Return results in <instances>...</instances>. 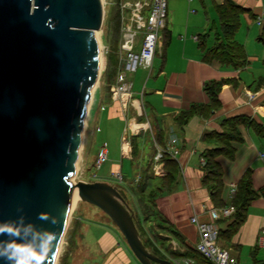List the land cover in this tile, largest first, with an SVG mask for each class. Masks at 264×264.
<instances>
[{
	"label": "crops",
	"instance_id": "crops-1",
	"mask_svg": "<svg viewBox=\"0 0 264 264\" xmlns=\"http://www.w3.org/2000/svg\"><path fill=\"white\" fill-rule=\"evenodd\" d=\"M224 1L166 0L165 23L159 32V45L150 71L136 69L128 74L131 93L124 110L109 93L115 77L109 85L101 80L96 92L94 90L88 133L81 146L82 157L78 158L87 168L92 167L90 157L94 160L99 146L105 143L109 174L119 171L122 175L124 160L139 159L135 141L141 134L149 135L143 129L146 121L157 145H165L170 138H176L179 153L174 160L177 170L170 190H163L153 204L146 207L143 204V200L148 203L146 194L137 191L138 177L131 183L122 175L121 185L127 205L141 223L143 245L151 254L171 264H211L194 251L198 234L190 218L197 216L200 221L207 222L208 208L230 206V188L237 186L245 174L249 175L254 199L235 232L227 233L234 212L217 222V244L237 264H264V247L256 244L264 227V157H261L264 136L251 127L240 125L242 142L232 143L233 158H217L222 170L220 207L212 202L201 184L200 154L209 148L201 141L205 134L220 132L222 121L235 117H244L264 129V85L256 84L264 74V21L257 24V18L264 13V0H228L242 10L234 39L243 47L247 63L239 69L220 66L210 60L207 53L220 34L217 7ZM117 19L119 30V10ZM250 48L262 51L254 54ZM136 74L138 80L134 84ZM211 80L223 81L217 95L220 107L208 117L188 114L191 105L208 103L202 87L204 82ZM137 104L145 118L137 115ZM123 141L131 147L128 157L120 155ZM150 150L152 155L153 143ZM109 176L108 182H112ZM139 176L143 179L141 173ZM149 176L145 182L150 189L165 176L164 165ZM75 215L80 218H74L79 220V229L71 242L73 251L66 264H87L85 260H90L89 264H139L113 224L98 220L93 210L84 209L81 215Z\"/></svg>",
	"mask_w": 264,
	"mask_h": 264
},
{
	"label": "water",
	"instance_id": "water-1",
	"mask_svg": "<svg viewBox=\"0 0 264 264\" xmlns=\"http://www.w3.org/2000/svg\"><path fill=\"white\" fill-rule=\"evenodd\" d=\"M103 20L100 0H0V222L27 227L37 246L40 228L54 233L43 262L54 264L76 193L110 219L139 264H171L145 248L115 187L73 181L101 74Z\"/></svg>",
	"mask_w": 264,
	"mask_h": 264
},
{
	"label": "trees",
	"instance_id": "trees-1",
	"mask_svg": "<svg viewBox=\"0 0 264 264\" xmlns=\"http://www.w3.org/2000/svg\"><path fill=\"white\" fill-rule=\"evenodd\" d=\"M219 25H220V34L219 37L215 40L213 47L207 50L210 60L216 61L220 66L231 67L233 69H239L246 65L247 59L243 47L237 43L234 39L235 33L239 27V17L242 13V10L231 4L228 0H225L221 5L217 7ZM117 16V14H116ZM118 18V16H117ZM118 24V21H117ZM118 25L116 26V43L118 41ZM110 40V38H109ZM114 46V54L116 56L117 44ZM204 42H202L203 44ZM201 44V46H202ZM110 49V45H108ZM111 63L107 60L105 68L102 72L101 79L106 81L109 85L112 83L116 75L117 59L116 57ZM223 84V81H207L203 83V91L208 98V103L206 105H191L187 111L190 115H199L202 117H208L213 114L219 107L220 103L218 101L217 95ZM257 85H264V74L257 80ZM244 125L245 127H251L255 130L258 135L264 136V129L252 121L244 117H235L232 119L224 120L221 123L220 132H210L205 134L201 141L208 145L209 148L204 150L200 154L202 159V177L201 184L209 193V196L212 202L216 206H221L220 194L222 190V170L220 165L217 163L218 157H225L231 160L234 156V148L232 143H241L242 137L238 131V126ZM154 141L156 138L153 134ZM148 139L152 144L150 135ZM157 144V142H156ZM160 146V145H158ZM161 145L160 147H164ZM155 151L148 159L146 165V170L143 169L145 173L143 179L138 175V187L137 191L140 193L146 194L147 202L143 200V204L146 207H150L153 204L154 198L159 195L163 190H170L175 177H176V164L174 159L163 156L162 164L164 165L165 176L161 178L156 185L149 189V186L145 182L148 179L149 173L151 174L152 170V159ZM148 187V188H147ZM119 194L124 196L123 189H116ZM254 199V193L250 190L249 175L245 174L238 185L236 186V191L231 199V205L234 208V220L227 229V233H233L236 231L237 227L245 218L246 208L249 203ZM222 207V206H221ZM135 224L139 233V236L142 241V229L141 223L134 216ZM144 244V243H143ZM195 251V250H194ZM196 252V251H195ZM201 257V256H200ZM202 258V257H201Z\"/></svg>",
	"mask_w": 264,
	"mask_h": 264
},
{
	"label": "built area",
	"instance_id": "built-area-1",
	"mask_svg": "<svg viewBox=\"0 0 264 264\" xmlns=\"http://www.w3.org/2000/svg\"><path fill=\"white\" fill-rule=\"evenodd\" d=\"M104 14L105 7L112 3L111 0H100ZM148 8V14L144 17V9ZM119 10V45L117 54V67L115 82L110 86L109 93L114 101L120 102L124 110L126 101L130 97L131 82L128 74L136 69L150 71L155 56L156 48L159 45V32L164 27L166 18V0H120ZM264 21V13L257 18V24ZM102 56L108 54L109 50L101 46ZM135 111L138 116L144 117L145 114L137 104ZM145 118V117H144ZM143 129L149 132L155 153L152 159V170L157 172L162 164L163 156L176 159L179 148L176 138H170L164 147H159L154 141L150 124L146 121ZM120 155L128 157L131 147L126 141L120 146ZM264 157V154L261 155ZM107 161L106 144L102 143L96 154L94 168L99 170ZM111 180L115 184H122V175L119 171H113ZM96 178V174L93 175ZM236 191V186L230 188V198L232 199ZM234 212L232 205L221 208H208L209 221L202 222L197 216L190 218V223L195 227L198 240L194 250L211 264H237L229 257L228 252L219 247L217 222L226 219ZM256 244L264 247V227L261 229ZM185 264H188L185 262Z\"/></svg>",
	"mask_w": 264,
	"mask_h": 264
},
{
	"label": "rangeland",
	"instance_id": "rangeland-1",
	"mask_svg": "<svg viewBox=\"0 0 264 264\" xmlns=\"http://www.w3.org/2000/svg\"><path fill=\"white\" fill-rule=\"evenodd\" d=\"M118 3H119V0H112V3L105 7L103 24H102L101 30L98 31L101 46H105L109 50L108 54L104 55L105 57L102 56V51H100V57L102 59L101 64H100L101 75H102V72L105 68L104 64H105V62H107L105 60H108L111 63H113L112 61L114 60V58L116 57V59H117V54H116V56L114 54V46H115L116 39H117L115 32H116V26L118 25L117 24V21H118V19H117ZM116 14H117V16H116ZM143 14H144V17H146V15L148 14V11H144ZM117 30H118V27H117ZM109 38H110V40H109ZM116 44H117V49H116V52H117L118 45H119V30H118V41ZM108 45H110V49H109ZM250 51H252V53L256 54V53L261 52L262 49L260 48L258 50H256V49L253 50L250 48ZM138 70L141 71V69H138ZM146 75H147V72H145V76ZM101 78L102 77H100L98 79V82H97L95 89H94L95 92L97 89L96 87H98L99 83L102 80ZM137 80H138V75L136 74V77L134 78L133 83L134 84L137 83ZM95 108H97V105ZM87 133H88V130L85 131L84 137L87 136ZM82 144H83V142H82ZM135 146H136V151L140 153L139 159L137 160L135 158V159H133L132 162L129 160H124L123 166H122V170H123L122 175L124 177V180L129 179L131 181V183L133 180L137 179V177L140 173H141L142 177L145 174L143 171L141 172V169L144 168V170H146L148 158L151 155V150H150L151 142L148 139V134H141L139 137H137V140L135 141ZM95 147H96V145H94L92 151L94 150ZM81 148L79 151V155H80V157H78L79 159L82 157ZM91 159H92V157H90V161L88 160L91 163L93 162L92 167H90V168H87L88 167L87 165L85 166L84 161H81V160L77 161L76 174H75V177L73 179L74 182H78V181H84V182L102 181V182H107V183L111 184L116 189L122 188V186H121L122 184H117V183L114 184L111 181L108 182L109 179H107V178H108V175H110L109 174L110 169H109V163L108 162L105 163L104 165H102V167L99 170H96L94 168V163H95L96 158L94 160L92 159V161H91ZM94 174H96L95 179L93 178ZM104 176L106 179L101 178ZM109 177L111 179V176H109ZM84 209L93 210V212L96 214V217L98 218V220L102 219V220H105V221L109 222L110 224H112L110 219L105 214H103L99 209H97L96 207L91 206L89 204L83 203L80 200H78V198H77V200L74 202V204L71 207L70 214H69L68 221H67V225L65 227V231H64V234H63V237L61 240L58 255H57V258H56L54 264H66L67 263V257L69 255V253H71V251H73L72 246H71V242L73 239H75V237H76L75 233H77V231L79 229V227H78L79 220H77V219H75L76 221L74 220V218L76 217L75 214L79 213V215H81ZM76 218L80 219L79 217H76ZM88 235H90V234H88ZM88 235H86V237H89ZM89 261L90 260H85V262L87 264L90 263Z\"/></svg>",
	"mask_w": 264,
	"mask_h": 264
},
{
	"label": "clouds",
	"instance_id": "clouds-1",
	"mask_svg": "<svg viewBox=\"0 0 264 264\" xmlns=\"http://www.w3.org/2000/svg\"><path fill=\"white\" fill-rule=\"evenodd\" d=\"M40 219L47 220L48 218L41 216ZM51 222L55 223L54 220ZM30 227L34 228L35 225H30ZM27 230V227L19 230L11 223L0 222V236L7 238L4 247L0 249V260H3L5 264H43L55 239L54 233L40 228L37 234L42 239L37 246L25 239L22 232Z\"/></svg>",
	"mask_w": 264,
	"mask_h": 264
},
{
	"label": "bare ground",
	"instance_id": "bare-ground-1",
	"mask_svg": "<svg viewBox=\"0 0 264 264\" xmlns=\"http://www.w3.org/2000/svg\"><path fill=\"white\" fill-rule=\"evenodd\" d=\"M100 49H101V43H100ZM101 61H102V59H101V57H100V64H101ZM77 200V195H76V193L74 194V198H73V202H72V205L74 204V202Z\"/></svg>",
	"mask_w": 264,
	"mask_h": 264
}]
</instances>
